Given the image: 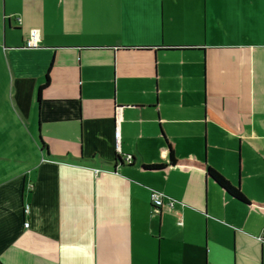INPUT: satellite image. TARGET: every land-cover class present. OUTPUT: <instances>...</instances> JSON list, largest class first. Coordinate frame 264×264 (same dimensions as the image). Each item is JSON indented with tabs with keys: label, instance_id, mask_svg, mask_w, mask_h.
Listing matches in <instances>:
<instances>
[{
	"label": "crops",
	"instance_id": "obj_1",
	"mask_svg": "<svg viewBox=\"0 0 264 264\" xmlns=\"http://www.w3.org/2000/svg\"><path fill=\"white\" fill-rule=\"evenodd\" d=\"M4 89L37 135L0 161V264H264V0H0Z\"/></svg>",
	"mask_w": 264,
	"mask_h": 264
},
{
	"label": "rangeland",
	"instance_id": "obj_2",
	"mask_svg": "<svg viewBox=\"0 0 264 264\" xmlns=\"http://www.w3.org/2000/svg\"><path fill=\"white\" fill-rule=\"evenodd\" d=\"M5 94L7 89H4L3 96L0 97V161H4V165L9 161L20 160L25 154L33 155V141L25 139L24 136L27 134L32 140L37 135L36 130L35 135L32 136L35 131L34 126H29V129L26 122L23 123L17 117L13 103L7 95L4 97ZM26 148L31 149V152L25 151Z\"/></svg>",
	"mask_w": 264,
	"mask_h": 264
},
{
	"label": "trees",
	"instance_id": "obj_3",
	"mask_svg": "<svg viewBox=\"0 0 264 264\" xmlns=\"http://www.w3.org/2000/svg\"><path fill=\"white\" fill-rule=\"evenodd\" d=\"M49 77H47L46 82L43 83L38 88V102L42 99V93L49 85ZM170 149V158L168 167L177 168V169H190V170H203L208 177H210L220 188L226 191L230 196L235 198L236 200L244 203H248L247 198L242 194L239 188L234 187L223 175H221L218 171L212 169L211 167H205V165L198 164L195 160H177L174 157V152L169 145ZM133 161V158H132ZM131 165V164H129ZM167 168L166 165H151V166H143L145 170H161ZM256 208L259 210H264V205H256Z\"/></svg>",
	"mask_w": 264,
	"mask_h": 264
},
{
	"label": "built area",
	"instance_id": "obj_4",
	"mask_svg": "<svg viewBox=\"0 0 264 264\" xmlns=\"http://www.w3.org/2000/svg\"><path fill=\"white\" fill-rule=\"evenodd\" d=\"M40 44H41L40 30L38 29L31 30L29 37L24 44V47L27 49L33 50V49H38L40 47ZM117 120H118V116L116 117V123H117ZM114 145H115L116 153L121 152V132L119 128L118 129L116 128L115 133H114ZM124 162L128 164H132L133 162L132 157H126L124 159ZM150 200H151L152 206L156 209H161L165 205L170 208H174L176 205V201L166 198L164 195L158 192H152ZM24 210L26 214L30 213V210H31L30 205H27ZM25 226L28 228L29 223H26ZM262 240H264V233L262 236Z\"/></svg>",
	"mask_w": 264,
	"mask_h": 264
}]
</instances>
